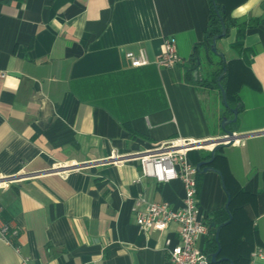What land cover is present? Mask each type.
I'll return each instance as SVG.
<instances>
[{
	"label": "crops",
	"instance_id": "obj_1",
	"mask_svg": "<svg viewBox=\"0 0 264 264\" xmlns=\"http://www.w3.org/2000/svg\"><path fill=\"white\" fill-rule=\"evenodd\" d=\"M219 1L246 24L249 63L228 79L238 113L227 127L239 143L219 147L210 163L227 188L219 173L198 171L199 206L210 222L228 193L232 220L219 229L220 255L264 264L253 256L264 252V0ZM208 15V0H0V177H15L0 187V219L17 230L12 244L0 237V264H168L180 225L141 229L136 199L179 208L183 184L141 176L129 155L183 137L202 144L187 151L196 165L223 134L221 118L232 113L219 87L185 75ZM165 37L183 62L154 61ZM235 37L232 27L217 40L226 61L238 56ZM141 47L150 62L132 66L125 53ZM197 48L193 80L220 65ZM113 154L123 162L108 160ZM58 164H70L67 175Z\"/></svg>",
	"mask_w": 264,
	"mask_h": 264
},
{
	"label": "built area",
	"instance_id": "obj_2",
	"mask_svg": "<svg viewBox=\"0 0 264 264\" xmlns=\"http://www.w3.org/2000/svg\"><path fill=\"white\" fill-rule=\"evenodd\" d=\"M125 55L132 66H141L150 62L143 47L139 48L137 52L127 51ZM154 61L160 66H170L183 62L177 52L174 39L170 37L163 39V47L155 56ZM235 142L239 143L237 137H234L232 141V143ZM201 145V143H195L187 138L171 137L151 148L137 150L129 155L138 160L141 176L152 177L159 183L179 179L183 184V203L179 208L172 207L168 201H154L143 196L136 199V203L142 205L140 209L136 210V223L141 229L153 228L162 231L171 221L180 225L178 242L167 247L168 264L210 263L209 255L197 244L199 237L208 233L209 227L205 221V214L199 206L196 180L198 170L187 159V151L192 147ZM122 158L118 154H113L108 160L117 164L123 162ZM69 165L58 164L54 168L65 176L70 170L71 166ZM13 178L15 177H0V187H8L10 179ZM16 234V229L10 230L9 225L0 219L1 238L12 244V237ZM253 256L264 259V252L259 248ZM26 260V257L21 258L22 263H25Z\"/></svg>",
	"mask_w": 264,
	"mask_h": 264
},
{
	"label": "trees",
	"instance_id": "obj_3",
	"mask_svg": "<svg viewBox=\"0 0 264 264\" xmlns=\"http://www.w3.org/2000/svg\"><path fill=\"white\" fill-rule=\"evenodd\" d=\"M208 1H209V15H208L207 26H206V29L204 31V35H203L202 40L200 41V43H196L193 47V50H192L190 57H189V65L186 66L187 69L185 71V75H187L190 80L192 79L193 82H199V83H201L203 85H207V86H218L217 85V77L220 74V72L222 71L223 66H225L226 67V73L223 76V78L221 79V84H222V86L226 92V98H227V103H228L227 109L230 110V107H233L237 104L238 97H237L235 92L233 93L229 90L230 88H229V84H228L229 82L228 81H230V80H228V79H229V77H231L232 73L239 71V69H241V68L247 67L248 63H249L248 62L249 61L248 54L246 53L247 48L244 46V42H243L246 24H245V22H238L237 19L231 15V7L227 3L216 0V7L219 10L220 15L222 16L223 21L225 23V26L227 28L226 35H228L230 28L236 27V37H235V40L231 43V47L237 52L238 56L227 60L224 64L221 62V59H220L219 60L220 65L211 71L210 77H198V78H196V80H193L190 73H191V71L197 69L200 65V64H197V57H199L198 48H197L198 45L202 44L206 50L209 49L210 44L212 42L213 35L218 33L220 31V27H221V22H220L219 16L216 13V9L212 3V0H208ZM222 6L224 7V10L222 9ZM208 156L209 155H207L206 157H208ZM217 156H218V154L216 151L214 160L212 162L215 161ZM221 173H222V176H223V179L225 182V187L227 188V186H226L227 185L226 174H224V172L222 170H221ZM197 186H198L197 188L200 187V182H198ZM231 201L232 200L230 199L228 209H226L225 207H221V208H218L212 212V216L209 220L210 222H207V225L209 227V230H208L209 233L211 230H213V227L210 226V223L212 221H217L219 223H222V222H225L229 218V212H231L230 211ZM231 215H232V212H231ZM228 223H226V224H228ZM226 224H223V225H226ZM218 240L215 238V234L209 235L206 238V246L204 248H202V250L204 252H206L210 257V253L217 249V247H218L217 243L219 242V244L221 243L220 244L221 249L217 255V258H220L222 256H226V257L230 258L227 255H220L223 253V249H222L223 246H222V242L220 240L219 241ZM230 259L235 263V260H233L232 258H230ZM228 263H229V261H227L226 259H221V260L215 261V262L210 261L209 264H228Z\"/></svg>",
	"mask_w": 264,
	"mask_h": 264
},
{
	"label": "water",
	"instance_id": "obj_4",
	"mask_svg": "<svg viewBox=\"0 0 264 264\" xmlns=\"http://www.w3.org/2000/svg\"><path fill=\"white\" fill-rule=\"evenodd\" d=\"M213 5L215 6L216 9V13L219 16L220 22H221V27H220V31L216 34L213 35L212 37V42L210 44L209 49L206 50V59L208 61H212L209 55V51L213 52V54H215L216 56H218L221 59V62L224 64L226 62V58L224 53L218 49L217 47V40L224 37L226 35V31L227 28L225 26V23L223 21L222 16L220 15L219 10L216 7V0H212ZM222 9L224 10V7L222 6ZM197 64H200V58L197 57ZM200 66V65H199ZM193 73L195 75H197V70L193 71ZM226 73V67L223 66L222 71L220 72V74L217 77V85L220 89L221 92V100L223 102V104L228 107V103H227V98H226V92L225 89L223 88L222 84H221V79L223 78V76ZM230 111L232 113V117H229L227 115H223L220 121L221 124V128L223 129V134L220 135L219 137H216L215 139L212 140V143H214L213 147L210 150L209 153V158H204V159H200L199 161H197L196 163V168L199 172H206V171H215L217 173L220 174L221 178H222V183L224 185V181H223V176L222 173L219 169H217L216 167H214L213 165H211L210 163L214 160L215 157V152L219 147H222L224 145L227 144H231L234 137H237L236 133L234 131H232L231 129H229L227 127V125L233 121L236 120L237 118V113H238V104H236L233 107H230ZM229 202H230V195L227 193V201L225 203V208L228 209L229 206ZM232 218L231 213L229 212V218L225 221L220 223L217 227H216V231H215V238L218 239V233H219V229L220 227L225 224L228 223ZM210 226L214 227L215 226V222L212 221L210 223ZM218 247L215 251L210 253V261L211 262H215V261H219L221 259H226L227 261H229V264H234V262L226 257V256H222L220 258H217L218 253L220 252L221 246L219 244V242L217 243Z\"/></svg>",
	"mask_w": 264,
	"mask_h": 264
},
{
	"label": "rangeland",
	"instance_id": "obj_5",
	"mask_svg": "<svg viewBox=\"0 0 264 264\" xmlns=\"http://www.w3.org/2000/svg\"><path fill=\"white\" fill-rule=\"evenodd\" d=\"M210 55L213 57V58H215V59H219V57L218 56H216L215 54H213V52H210ZM204 62V61H203ZM204 66H206V64H204ZM222 105V104H221Z\"/></svg>",
	"mask_w": 264,
	"mask_h": 264
}]
</instances>
